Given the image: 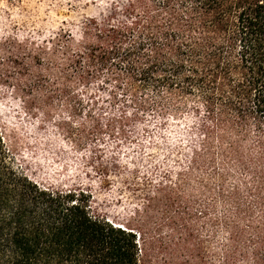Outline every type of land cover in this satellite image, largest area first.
<instances>
[{"label":"trees","instance_id":"trees-1","mask_svg":"<svg viewBox=\"0 0 264 264\" xmlns=\"http://www.w3.org/2000/svg\"><path fill=\"white\" fill-rule=\"evenodd\" d=\"M42 49L0 82L46 119L90 107L62 123L78 149L145 118L186 122L190 147L133 229L94 215L89 191L33 181L0 131V264H264V0H113ZM109 106L121 115L103 126Z\"/></svg>","mask_w":264,"mask_h":264},{"label":"rangeland","instance_id":"rangeland-1","mask_svg":"<svg viewBox=\"0 0 264 264\" xmlns=\"http://www.w3.org/2000/svg\"><path fill=\"white\" fill-rule=\"evenodd\" d=\"M112 3L0 0V73L16 57L43 56V41L58 33L78 40L85 20L105 15ZM29 42L37 45L32 48ZM10 87L0 82V131L15 167L42 186L89 191L94 215L138 228L134 213L162 179L161 171L176 173L185 162L190 147L184 136L188 124L145 118L128 125V138L105 132L81 150L65 135L62 123L89 122L90 107L73 118L71 111L57 104L52 118L46 119L28 113ZM104 107L100 123L106 126L109 119L117 121L122 110Z\"/></svg>","mask_w":264,"mask_h":264}]
</instances>
